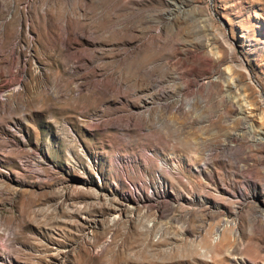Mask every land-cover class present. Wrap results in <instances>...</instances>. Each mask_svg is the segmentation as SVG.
<instances>
[{"label":"rangeland","instance_id":"rangeland-1","mask_svg":"<svg viewBox=\"0 0 264 264\" xmlns=\"http://www.w3.org/2000/svg\"><path fill=\"white\" fill-rule=\"evenodd\" d=\"M0 257L264 264V0H0Z\"/></svg>","mask_w":264,"mask_h":264},{"label":"bare ground","instance_id":"bare-ground-1","mask_svg":"<svg viewBox=\"0 0 264 264\" xmlns=\"http://www.w3.org/2000/svg\"><path fill=\"white\" fill-rule=\"evenodd\" d=\"M0 262L5 264H15L14 261L8 260L7 258L0 257Z\"/></svg>","mask_w":264,"mask_h":264}]
</instances>
